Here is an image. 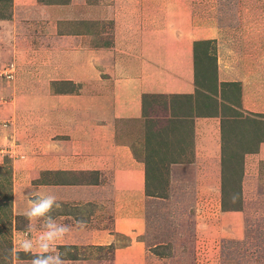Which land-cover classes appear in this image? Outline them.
Returning <instances> with one entry per match:
<instances>
[{
  "label": "rangeland",
  "instance_id": "1",
  "mask_svg": "<svg viewBox=\"0 0 264 264\" xmlns=\"http://www.w3.org/2000/svg\"><path fill=\"white\" fill-rule=\"evenodd\" d=\"M38 5L47 6V14ZM50 21L65 27L58 32L89 35L92 50L114 46L116 27L122 26L165 27L171 38L185 32L187 39L188 30L196 27L217 31L216 38L191 43L194 91L145 97L142 117L118 122L115 140L130 149L142 164L144 182L147 179L140 208L142 232L136 237L144 248L142 264H264V161L250 158L264 140V114L245 108L237 82L218 83L216 77L219 51L240 70L251 66L253 74L264 77V0H0V72H12L11 78L2 74L0 81L17 87L24 77L34 78L41 66L39 78L50 75L43 57L30 51L25 59L18 51L25 48L19 39L28 33L26 48L45 49L48 41L52 50L51 40L36 37L54 29L44 33L43 26L34 28ZM102 76L106 80H92L90 89L110 88L108 76ZM71 175L73 182L109 191L101 195L100 187L95 195H83L91 200L68 212L83 221V227L112 229L118 202L110 196L111 171ZM23 182L14 179L11 158H0V264H19L17 252L32 259L19 251L16 232L40 224L14 214L12 208L15 187ZM77 221L66 218L60 223L78 226ZM130 240L115 233L108 248H67L66 256L102 257L103 263L112 264V249Z\"/></svg>",
  "mask_w": 264,
  "mask_h": 264
},
{
  "label": "crops",
  "instance_id": "2",
  "mask_svg": "<svg viewBox=\"0 0 264 264\" xmlns=\"http://www.w3.org/2000/svg\"><path fill=\"white\" fill-rule=\"evenodd\" d=\"M38 6L41 13L47 14L43 11L47 6ZM126 13L132 12L126 10ZM24 14L38 15L37 11ZM45 18L48 19L47 15ZM41 26L43 32L54 29V33L36 37V40H51L52 50L47 48L48 41H45V49L44 46L43 49L26 48L30 42L28 33L19 39L20 46L24 40L25 48L20 47L18 51L25 59L30 58V51L38 58L43 57L50 75L41 80L39 74L44 70L41 66L36 68L34 78L24 77L17 87L14 83L0 81V158L9 156L14 179H24L22 187H15L18 192H14L12 202L14 214L23 215L28 210L26 193L50 191L62 205L51 213L57 222L66 218L68 222L77 221L68 211L78 203L91 200L83 199V195H95L100 187L104 189L101 195L109 190L98 184L73 182L71 174L111 171L110 196L118 202V206H113L112 229L69 224L70 231L57 247L64 254L65 264H105L102 257H67L65 250L108 248L115 242V233H119L131 240L127 246L112 249L110 262L142 264L144 248L136 237L142 232L140 208L145 198L144 171L130 149L116 142V128L120 121L137 120L142 116L143 94L192 93L195 65L191 43L207 36L216 38L217 31L196 27L188 30L187 39L185 32L171 38L165 27L122 26L116 27L114 46L92 50L89 35L85 33L58 32V28L65 27L51 21L36 24L34 28L39 31ZM219 52L218 83L237 82L245 108L264 114V77L253 74L251 66L240 70L235 62L225 60L220 55L222 51ZM58 61L62 62L61 67L54 64ZM103 74L108 76L110 88L90 89L92 80H106ZM251 157L264 161V141ZM40 231L41 225L21 229L16 234L19 241L26 234L35 240ZM17 260L19 264H31L29 258Z\"/></svg>",
  "mask_w": 264,
  "mask_h": 264
},
{
  "label": "clouds",
  "instance_id": "3",
  "mask_svg": "<svg viewBox=\"0 0 264 264\" xmlns=\"http://www.w3.org/2000/svg\"><path fill=\"white\" fill-rule=\"evenodd\" d=\"M29 200V208L24 216L30 222H38L41 225L40 235L33 240L30 235H25L18 243L19 251L31 255V264H65L64 254L57 247L70 231V226L58 223L51 215L53 210L61 208L58 197L53 192L26 193ZM83 227V221L76 222ZM19 259V252H17Z\"/></svg>",
  "mask_w": 264,
  "mask_h": 264
},
{
  "label": "trees",
  "instance_id": "4",
  "mask_svg": "<svg viewBox=\"0 0 264 264\" xmlns=\"http://www.w3.org/2000/svg\"><path fill=\"white\" fill-rule=\"evenodd\" d=\"M197 41H195V43H196ZM193 54H194V47H193ZM154 95H159V94H152V93H149V94H143L142 95V115H143V113H144V110H143V103H144V99H145V97H149V96H154ZM142 117V116H141ZM262 141H264V140H262ZM262 141H260V142H262ZM259 142V143H260ZM258 143V144H259ZM258 144H257V146H258ZM256 150H257V147H256ZM256 150H255V152H256ZM144 184H146V191H147V179H145V182H144Z\"/></svg>",
  "mask_w": 264,
  "mask_h": 264
},
{
  "label": "built area",
  "instance_id": "5",
  "mask_svg": "<svg viewBox=\"0 0 264 264\" xmlns=\"http://www.w3.org/2000/svg\"><path fill=\"white\" fill-rule=\"evenodd\" d=\"M7 69V68H6ZM4 74L7 78H11L12 77V72L11 69H7L5 71H3L2 73L0 72V76Z\"/></svg>",
  "mask_w": 264,
  "mask_h": 264
}]
</instances>
